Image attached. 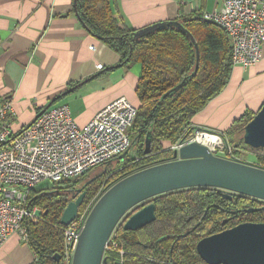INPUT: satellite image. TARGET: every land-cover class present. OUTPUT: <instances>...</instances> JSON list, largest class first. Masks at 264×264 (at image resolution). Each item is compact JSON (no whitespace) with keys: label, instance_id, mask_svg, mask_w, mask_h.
<instances>
[{"label":"trees","instance_id":"16d2710c","mask_svg":"<svg viewBox=\"0 0 264 264\" xmlns=\"http://www.w3.org/2000/svg\"><path fill=\"white\" fill-rule=\"evenodd\" d=\"M75 6L81 24L119 55L122 67L140 64L135 87L139 103L131 129V140L137 142L139 149L136 157L127 158L126 152L123 160L115 159L116 168L109 166L113 160L102 164L103 171L80 188L76 186L83 174L54 182L48 188L29 190L27 204L41 210L39 221L26 225L28 244L36 255L31 264H64L54 256L63 251L66 226L60 222V216L66 204L85 191L79 207L82 211L97 191L94 201L99 197L102 186L107 189L131 172L171 159L170 146L194 134L197 128L191 125L193 116L223 90L232 67L229 37L220 26L202 16L175 19L198 45L199 62L192 73L195 47L177 27L165 26L135 38L136 29L120 23L115 16V0H75ZM178 84L181 86L168 94ZM253 115L245 113L222 133L235 156L239 148L247 146L242 137L243 127ZM148 131L150 151L144 154ZM163 141L169 145L165 147ZM250 164L264 168V155H257L256 162ZM149 202L155 205V219L137 230H124L120 220L112 232L115 245L108 242L102 264H207L196 251V243L202 237L241 222H264V210L245 211L264 206V201L235 193L226 198L221 189L213 187L160 194L136 205L128 215Z\"/></svg>","mask_w":264,"mask_h":264},{"label":"crops","instance_id":"0c3cea01","mask_svg":"<svg viewBox=\"0 0 264 264\" xmlns=\"http://www.w3.org/2000/svg\"><path fill=\"white\" fill-rule=\"evenodd\" d=\"M222 4L223 0H115L114 14L120 23L140 29L160 21L201 17ZM119 59L81 24L72 0H0V102H11L6 119L14 132L25 128L54 98L58 99L53 105H69L78 125L119 97L137 106L140 64L105 70ZM263 103L264 44L256 64L231 67L226 86L193 116L191 125L224 133ZM253 150L251 163L259 154ZM35 257L17 233L0 246V264H31Z\"/></svg>","mask_w":264,"mask_h":264},{"label":"built area","instance_id":"2783aa9c","mask_svg":"<svg viewBox=\"0 0 264 264\" xmlns=\"http://www.w3.org/2000/svg\"><path fill=\"white\" fill-rule=\"evenodd\" d=\"M202 17L226 32L231 42L232 66L248 67L260 60L264 44V0H223L219 10L204 12ZM10 109L9 100L0 102V246L14 233L28 242L26 225L38 222L41 210L29 206L27 197L39 182L74 179L126 153L132 144L131 129L137 112L135 105L119 97L84 125H78L69 105L60 103L51 105L21 131L14 132L6 119ZM197 136L206 139L204 145L214 155L240 161L224 135L211 130L197 129L190 138L172 144L170 149L197 141ZM97 199L82 211L78 208L75 218L66 225L60 254L64 264H71L79 235ZM109 241L115 245L112 234L105 248Z\"/></svg>","mask_w":264,"mask_h":264},{"label":"water","instance_id":"95a60500","mask_svg":"<svg viewBox=\"0 0 264 264\" xmlns=\"http://www.w3.org/2000/svg\"><path fill=\"white\" fill-rule=\"evenodd\" d=\"M73 8L76 13L75 0ZM165 26H175L191 39L196 54L194 73L199 62L198 45L178 20L155 22L136 29L133 35L138 38ZM121 65L118 63L105 70ZM180 86L178 84L168 94L174 93ZM56 100L51 99L36 116ZM242 137L250 148L264 150V103L244 125ZM150 144L151 131H148L144 154L149 153ZM125 154L115 159L123 160ZM190 187H213L221 189L226 198L235 193L264 201V168L214 155L207 146L197 141L184 144L173 150L171 160L134 171L101 194L85 220L71 264H102L106 243L120 220H123L124 230H137L155 219L153 202L128 215L136 205L154 196ZM84 197L85 191H82L66 204L60 216L63 225H68L75 218ZM258 210H264V206L245 209L247 213ZM196 251L207 264H264V222H241L202 237L196 243ZM60 257L56 254L54 259L60 261Z\"/></svg>","mask_w":264,"mask_h":264},{"label":"rangeland","instance_id":"374dc122","mask_svg":"<svg viewBox=\"0 0 264 264\" xmlns=\"http://www.w3.org/2000/svg\"><path fill=\"white\" fill-rule=\"evenodd\" d=\"M138 149H139V147L137 145V142L135 140H133L131 147L127 151L126 157L127 158L136 157L137 153H138ZM257 151H259V154H257V155H264V151L260 152L261 150H259V149ZM252 152H255V150L251 149L249 146H244V147H241L238 149V151H237L238 156L237 157L240 159L241 162L250 164L251 163L250 161H252V159H254ZM116 165H117V162L115 160H113L109 166H110V168L113 169V168H116L115 167ZM104 167L105 166H103V165L96 166L95 168H92L89 171L85 172L83 174V178L81 179V182L76 186V188H80L85 181H88L89 179L93 178L94 176L100 174L103 171ZM52 185H53L52 181L43 180L35 186V189H44V188L51 187ZM104 187L105 186H102L101 188H99V191L104 189ZM97 193H98V191L96 192V194ZM96 194L91 198V200L88 201L87 204H90V203H92V201H94Z\"/></svg>","mask_w":264,"mask_h":264},{"label":"bare ground","instance_id":"6f19581e","mask_svg":"<svg viewBox=\"0 0 264 264\" xmlns=\"http://www.w3.org/2000/svg\"><path fill=\"white\" fill-rule=\"evenodd\" d=\"M206 139L203 138L202 136H197V141H199L200 143L206 144L207 141H205Z\"/></svg>","mask_w":264,"mask_h":264},{"label":"flooded vegetation","instance_id":"af4514ba","mask_svg":"<svg viewBox=\"0 0 264 264\" xmlns=\"http://www.w3.org/2000/svg\"><path fill=\"white\" fill-rule=\"evenodd\" d=\"M115 160V159H114Z\"/></svg>","mask_w":264,"mask_h":264}]
</instances>
